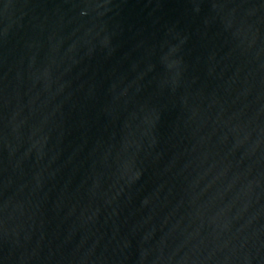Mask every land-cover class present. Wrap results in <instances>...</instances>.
Returning a JSON list of instances; mask_svg holds the SVG:
<instances>
[{"label":"water","instance_id":"water-1","mask_svg":"<svg viewBox=\"0 0 264 264\" xmlns=\"http://www.w3.org/2000/svg\"><path fill=\"white\" fill-rule=\"evenodd\" d=\"M0 264H264V0H0Z\"/></svg>","mask_w":264,"mask_h":264}]
</instances>
